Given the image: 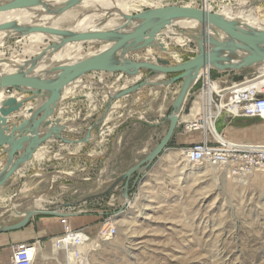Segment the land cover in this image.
<instances>
[{"label":"rangeland","instance_id":"obj_1","mask_svg":"<svg viewBox=\"0 0 264 264\" xmlns=\"http://www.w3.org/2000/svg\"><path fill=\"white\" fill-rule=\"evenodd\" d=\"M126 1L131 7L130 15L165 6L200 9L204 4L205 8L207 6L205 0ZM208 6L209 11L218 13L255 7L264 19V0H209ZM187 31L174 26L168 33L175 32L183 39L182 34L186 35ZM168 33L157 39L168 48L169 53L164 56L175 64L180 59L179 45L184 43ZM9 43L5 50L7 58L12 49L22 54L21 37L11 38ZM156 55L163 56L160 50L149 48L145 53L135 52L128 58L162 67V63L155 60ZM141 73L140 78L129 80L120 73L92 72L75 81L67 98L59 102L58 111L51 117L60 133V138H54L59 149L52 146L50 151L55 154L51 155L54 158L41 161L40 169L31 172V176L26 175L25 179L15 176L23 165L3 186L0 226L12 220L9 216L13 214L12 206L23 210L36 206L37 202L51 208L70 204L67 212L75 214L69 219L72 228V221L78 217H93L91 241L97 238L103 219L114 215L118 227L117 237L99 251L90 253L88 264H264V173L240 177L231 167L193 165L183 153L192 146L187 144L182 150L162 154L152 164L127 175L143 160L134 159L132 137L124 141L128 145L126 150L119 151L122 143L118 134L122 128L116 126L149 120V95L151 97L153 90L161 85L158 78L169 76L149 70H141ZM145 81L154 84L118 100L113 97V92L119 95ZM213 82L221 88L227 87L220 81ZM19 96H23L22 92L9 89L3 91L2 99L19 100ZM30 99H21L23 106L13 115L18 132L27 127L32 129L33 116L27 119L23 109ZM36 100L37 104L29 105L35 110L40 108V101ZM56 120L60 123L56 124ZM66 120L73 125L68 140L63 137L66 129L56 126ZM103 126L105 159H98L97 132L99 127L103 130ZM66 145H74L72 156L62 149ZM81 145H84L82 151L79 150ZM113 154L115 157L108 159ZM4 161L0 158V173L6 167ZM185 164L187 168L181 174ZM123 197L131 200L132 205ZM146 207L149 208L145 210ZM11 253V248H1L3 261L0 264H10ZM71 261L82 264L77 253L72 254Z\"/></svg>","mask_w":264,"mask_h":264},{"label":"water","instance_id":"obj_2","mask_svg":"<svg viewBox=\"0 0 264 264\" xmlns=\"http://www.w3.org/2000/svg\"><path fill=\"white\" fill-rule=\"evenodd\" d=\"M82 0H71L58 13L64 12ZM41 0H18L16 2L7 4L0 8V11L31 8L40 5ZM124 23L117 29L108 33H79L63 37L55 46L48 47L49 49L61 48L64 45L92 39H108L113 40L114 44L106 52L85 59L84 61L64 67H57L51 70L48 75L49 78L39 79L38 77H28L25 73H15L0 76V91L16 89L22 92L23 95H37L41 91L49 93L44 108V112L39 117L37 123L32 124V131L28 136L23 135L20 131L18 137L15 136L17 131L13 127L11 135L6 136L8 117L15 112H18L23 106L15 98L0 101V158L6 156V167L0 173V189L7 184V182L17 173L19 168L31 162L34 159L36 151L45 142L53 138H60V133L55 127L43 137L33 139L34 134L44 126L48 119L52 116L56 109L57 102L61 96L62 90L76 81L77 79L92 73H120L125 75L127 79L140 78L141 70H149L158 72L162 76L176 75L170 81L163 84L171 85L181 82L179 95L173 105L174 112L168 117L170 122L169 129L158 144V146L151 152V154L144 159L139 167L132 168L127 175L140 171L144 165L152 164L163 153L169 150L168 145L174 144L173 137L176 130L183 133L186 128V122L180 121V116L183 114L188 116L190 114V106L185 105L187 102L190 90L199 79L201 72L205 69H217L219 71L237 70L255 66L264 63V29L256 30L254 28L243 26L239 22L225 18L218 12H212L206 9L193 8L189 6H165L151 9L135 15H123ZM188 21L197 24L198 30H195V35H191V42L197 46V55L191 60L172 64V62L164 55L168 54V48L158 41L157 37L164 36L168 33L170 28L174 27V22ZM168 30V31H167ZM33 32H44L55 35H63L61 31L50 28H38ZM211 34L221 35L222 40L217 41L211 37ZM207 47L210 50H207ZM149 48L160 50L162 57L156 55V59H163L162 67L155 65L152 62L131 61L128 56L133 53H145ZM243 52L247 54L237 65H222V62L228 60L222 56V53L234 55L236 52ZM37 64V59L33 60L27 67L31 72ZM154 84L152 81H145L140 86H133L125 89L119 95H116V100L127 97L147 85ZM162 85V84H161ZM159 85V86H161ZM193 100H191L192 102ZM41 114V113H40ZM39 114V115H40ZM38 115V116H39ZM34 120V119H33ZM67 141V140H66ZM27 144L24 153L18 159L16 156ZM8 146V149L5 147ZM11 164V166H10ZM115 187L108 191L111 192ZM126 195V194H125ZM127 198V197H126ZM80 206L81 203H77ZM72 205H63L60 208L51 209H35L20 213H15L23 217L19 223L0 227V235L3 233H10L19 231L25 228L29 221L39 215H48L58 218H72L75 214L66 212Z\"/></svg>","mask_w":264,"mask_h":264},{"label":"crops","instance_id":"obj_3","mask_svg":"<svg viewBox=\"0 0 264 264\" xmlns=\"http://www.w3.org/2000/svg\"><path fill=\"white\" fill-rule=\"evenodd\" d=\"M258 12H259L258 10L255 11L253 15L255 17L261 18ZM235 13H236L235 11H230L228 12V16L229 17H231L232 15L234 16ZM221 15L225 16V14H221ZM249 16H251V14H249ZM261 20L263 22H261L260 24L264 26V19L261 18ZM211 37L215 38L217 41L222 40L221 35L218 34H211ZM262 49H264V46L262 47ZM207 50L209 51L210 48L207 47ZM197 51L198 50L196 44L184 38V44L179 45L178 48L180 59L176 61L175 64L184 63L191 60L197 55ZM222 56L228 60V62H222V65H237L244 57L247 56V54L238 51L234 55H230L228 53H222ZM175 76L176 75H169L157 79V81H160L162 85L158 86L156 90H153L154 92L152 93L151 97L149 95V116H148L149 120H139L136 123L130 122L127 123L126 125H124V123L117 124L116 126L117 128H122V130H120V133L118 134V137L121 139L120 143H122V147L121 149H119V151L123 152L126 150V147L128 145L127 143L125 144L124 142L125 140L134 138L132 143L133 148L131 149V152L133 154L135 153L134 159L144 160L149 156V153L152 152L162 141V139L164 138V136L166 135L169 129L170 122L168 121V117L174 112L173 105L179 95V91L182 83L178 82L175 84L165 85V86H163V84L167 81H170ZM207 78L211 79L212 81L213 80L220 81L221 84H224L227 87H232L240 83H248L253 80L263 82L264 63H260L248 68H243L240 71L237 70L219 71L214 68L207 70L204 69L201 72L199 79L196 81V83L193 85L192 89L190 90L189 98L185 103L186 106L187 105L190 106V114L188 116H185L183 114L180 116V121L186 122V128L183 131V133H179L178 130H176L175 135L173 137L174 144L170 143L168 145L169 150L163 154H168L171 150H176V149L182 150L187 144L194 145L202 142L206 138V135L203 131L191 130L190 126L194 123H197L207 111L204 104L205 102L201 95L202 87ZM219 89L220 88L218 84L212 82L210 88L211 93L217 92L219 91ZM28 97L29 96L27 95L19 96L18 101L23 103V101L20 100L21 99L25 100ZM191 100L193 101L191 102ZM81 103H83V101H81ZM30 104L32 105L37 104V100L27 103L26 106L27 105L29 106ZM219 107L224 108V104L222 103ZM15 113H13L8 117L7 128L9 130L6 132L7 137L11 135V131L13 127H16L15 123L13 122L14 119L13 115ZM39 119L40 118L38 117L36 121L38 122ZM53 123H54L53 119H51L49 123L47 122L44 126H42V128L38 130L39 135L36 136L35 138L33 137V139H38L46 135L47 132H49L52 128L55 127ZM56 126H62L63 128L66 129L63 137H66V139L68 140L69 139L68 134L71 133L70 128L73 127V125H69L68 121L66 120V121H62L60 125H56ZM209 126L212 132H216L217 130V132L221 134L225 140L233 144H245V145L264 144V120L259 118L232 117L227 113H224L217 120L216 127L213 122L210 123ZM212 127H214L215 131L212 130ZM20 131H23L24 136H28L27 135L28 127L27 129L24 130L22 129L19 130V132H16L15 134L16 137L19 135ZM58 144H59L58 141H54V138L42 144L39 147V149L36 151L34 159L31 162L24 165L15 176H17L18 178H22V177L24 178L26 175H30L31 172L39 170L41 167V161L54 158L51 155L52 154L55 155V154L52 153L50 150L53 149L52 146H55L56 148L59 149ZM73 147L74 145L73 146L66 145L65 147L63 148L61 147V148L65 149L66 152H71L70 154L72 156ZM25 148L26 147H24L21 150V152L17 154L16 159H18L20 155L24 153ZM5 149H8V146H6ZM116 149L118 150V147ZM116 149L115 152H117ZM79 150L80 151L84 150V145H81ZM97 150H98V159L104 158L105 126H103V130L102 127H99L98 129ZM114 157L115 154L111 155L108 159H112ZM2 158L5 160L4 162L6 163L7 161L6 156H3ZM184 173L185 170L183 173L181 172V174ZM14 177H12L11 179H13ZM24 192H26V189L24 190ZM15 207L16 206H12L13 212L11 213L13 214L9 215L12 220H9L8 221L9 223L3 226L13 225L23 220V217L18 216L15 213V211H18L20 213H25L27 211L38 209L36 208V206L28 207L23 210H17ZM39 208L51 209V207H49L48 205L45 207L43 206V204H41V207ZM92 223H94V219L91 216H81L78 217L76 220L72 221V225L74 229H84L89 235L92 234V230L94 229L93 227L90 226ZM63 233H64V228L61 225L60 218L48 216V215H39L32 218L29 221V224L25 228L15 232L1 234L0 249L12 248L13 245H17L21 243H32L35 241H40L41 248L34 264H72L71 258L73 253H77L78 255H80L79 256L80 263L88 264L89 254L92 252L99 251L100 249L103 248L105 244L108 243V242H100L97 239H95L91 243H87L84 246L71 249L72 250L71 252H66V251L63 252L58 250L55 245V240L61 237ZM5 257L7 259H10V256L6 255ZM62 259L64 260L62 261ZM2 261L0 259V263Z\"/></svg>","mask_w":264,"mask_h":264},{"label":"bare ground","instance_id":"obj_4","mask_svg":"<svg viewBox=\"0 0 264 264\" xmlns=\"http://www.w3.org/2000/svg\"><path fill=\"white\" fill-rule=\"evenodd\" d=\"M16 1L18 0H0V8ZM70 1L71 0H41L40 5L35 7L0 11V76L25 73L28 77L46 79L50 77L48 73L57 67L71 66L80 63L85 59L106 52L113 46V40L92 39L71 42L61 48L48 50V47L55 46L60 39L68 35L111 32L123 25V15H130V6L126 0H82L76 6L58 13V11L63 9ZM205 2L207 5L205 9L209 10V0H205ZM230 11V9H227L220 13L225 14V16L223 15L225 18L237 21L243 26H253L251 28L256 30L264 29V26L260 24L263 22L261 18L253 15V13L257 11V8L254 7L249 10L240 9L233 17L228 16V12ZM249 14H251V16H249ZM174 25L178 28L188 29L186 35L182 34V36L190 42L192 40L191 35H195V30L199 29L197 24L188 21L174 22ZM38 28L56 29L61 31L64 36L44 32H33V30ZM168 34L177 41H183L184 43V38L180 39L176 36L177 34L175 32ZM18 37H21L24 41L22 54H19L16 49H12L11 56L7 58L5 50L7 49V45L10 44V39ZM51 42L52 44L50 45ZM9 47L10 46H8V49ZM35 59H37V64L35 68L29 72V67L27 66ZM157 61L163 62L164 60L157 59ZM157 61L155 62L157 63ZM74 83L75 81L62 90L56 109L58 108L59 102H63L67 98ZM3 91L4 90L0 91V101H3ZM113 95L116 96V91L113 92ZM28 98H31V101L36 99L40 101V108L37 110H35L34 106L23 108L26 111V118L28 119L33 116L32 122L34 123L37 122L36 119L38 115L40 113L43 114L45 104L49 99V93L41 91L37 95H30ZM56 109L53 111L51 117L55 115ZM51 117L48 119V123L51 121ZM59 123L60 121L56 120V124ZM212 130L215 131L214 127H212ZM31 131L32 129L28 130V135ZM37 132L35 134H37ZM24 147L27 148V145ZM184 155L186 156V154ZM186 166L187 164H185L182 173L187 168ZM123 199L129 205H132L131 200L129 201L124 197ZM37 203L36 208L40 209L39 207L41 206ZM148 208L149 207H146L145 210Z\"/></svg>","mask_w":264,"mask_h":264},{"label":"built area","instance_id":"obj_5","mask_svg":"<svg viewBox=\"0 0 264 264\" xmlns=\"http://www.w3.org/2000/svg\"><path fill=\"white\" fill-rule=\"evenodd\" d=\"M201 9H205V4ZM212 82L207 78L201 92L207 111L197 123L190 126L191 130L203 131L206 138L185 149L183 153L193 165L221 169L231 167L240 177L264 173V144H233L225 140L217 130L212 132L209 126L213 122L216 127L217 120L224 113L232 117L264 120V81L253 80L232 87H219V91L211 93ZM222 103L224 108L219 107ZM113 219L114 215L103 219L96 238L98 241L109 242L117 237L118 227ZM60 222L64 233L55 240L58 250L71 252L73 248L92 242L84 229H73L68 218H60ZM40 248V241L13 245L10 264H34Z\"/></svg>","mask_w":264,"mask_h":264}]
</instances>
